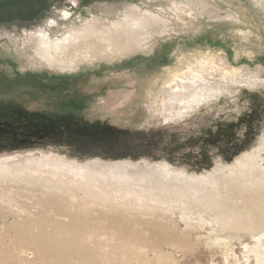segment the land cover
Listing matches in <instances>:
<instances>
[{
	"label": "rangeland",
	"instance_id": "rangeland-1",
	"mask_svg": "<svg viewBox=\"0 0 264 264\" xmlns=\"http://www.w3.org/2000/svg\"><path fill=\"white\" fill-rule=\"evenodd\" d=\"M1 98L0 264H264V0H0Z\"/></svg>",
	"mask_w": 264,
	"mask_h": 264
},
{
	"label": "bare ground",
	"instance_id": "bare-ground-1",
	"mask_svg": "<svg viewBox=\"0 0 264 264\" xmlns=\"http://www.w3.org/2000/svg\"><path fill=\"white\" fill-rule=\"evenodd\" d=\"M65 17H66V19H68L69 18V14L68 13H65ZM54 24L55 23H52V25H54ZM93 31L94 30H91L90 28H88L87 37L89 38L90 41H95V39H97L100 36V35H97L99 33H97L96 31H94V32ZM52 32H54V31H52V30H50V31H43V29H37L35 32L30 31V35L29 36H30V38L32 40V45L33 44H36V45H40L41 47L45 46L46 50H49L53 56H56V57L59 56V57L65 58V59L68 58V56L71 53V50L76 49L79 52L80 47H83V45H84V44H82V42L84 41V39L87 38V37H85V38L84 37L74 38L73 36H71V34H70L69 31H66L65 32V37H63L62 39H59V40H58V38L56 40H54L53 39L54 37L51 36V33ZM55 41H57V42H55ZM99 48H100V46H99ZM111 54H113L112 53V49H111L110 53L106 54V56H109L110 57ZM144 222L142 224H146L147 223V221H146V223H144ZM148 223H149V221H148ZM68 225L70 227L73 226V224H71V223H69ZM151 225L152 224H149V225H147V227L148 226H151ZM143 227H146V226H143ZM91 228H93V227H91ZM86 239H87V237H86ZM93 239H95V238L94 237H91V238L87 239L86 242H92ZM106 239H107V237L99 238V240H101V241L102 240L105 241ZM43 241H44V239H43ZM107 241H109V240L107 239ZM44 242L47 243L46 241H44ZM52 242L53 243H57L58 241L56 242V241L53 240ZM47 246H49V245H47ZM42 255H44V254H42ZM0 263H1V261H0Z\"/></svg>",
	"mask_w": 264,
	"mask_h": 264
},
{
	"label": "trees",
	"instance_id": "trees-1",
	"mask_svg": "<svg viewBox=\"0 0 264 264\" xmlns=\"http://www.w3.org/2000/svg\"><path fill=\"white\" fill-rule=\"evenodd\" d=\"M37 98L42 99V100L39 101ZM52 98H57V97H52ZM12 101L13 100L10 98H4V99L1 98L0 100V130H3L4 128L2 127H5V125L12 127L11 125H16L19 121L22 120L18 117V113L16 112V111H19L18 109H23L22 106L18 105L17 102L13 103ZM34 101L44 103L45 106L43 108L46 109V111H42V109L38 108V110L34 111V113H36L35 114L36 117L38 115L41 117V119H43L44 121L47 120L48 122H52V120L59 121V120L66 119V117L62 116V112H66V110L70 107L69 105L70 102L64 103L62 100L55 99V100L49 101L50 102L49 104L45 102V98H43V96H38V97L36 96L34 98ZM63 107L65 108L63 109ZM60 109H63V110L61 111ZM26 112H24V114H26L25 116L26 118H28L29 115L33 114V112L28 111V110ZM43 115H46V116H43ZM73 118H76V117H73ZM43 128H46V126L34 127L33 129H31V131H28L27 134H34L35 132H39ZM21 133H24V132H21Z\"/></svg>",
	"mask_w": 264,
	"mask_h": 264
},
{
	"label": "flooded vegetation",
	"instance_id": "flooded-vegetation-1",
	"mask_svg": "<svg viewBox=\"0 0 264 264\" xmlns=\"http://www.w3.org/2000/svg\"><path fill=\"white\" fill-rule=\"evenodd\" d=\"M51 89V88H50ZM45 92H48V93H50L49 92V90H47V91H45ZM56 93V92H55ZM67 94H69V93H67ZM63 95H64V93H63ZM65 97H66V95H64ZM66 100L67 99H69V101H70V103H69V105H70V108L69 109H67L66 110V112H62V116L63 117H66V119L67 118H73V117H75V116H77V115H79L80 113V106L82 105V103H81V101H80V99L79 98H77L76 99V97H74V95H68V97L67 98H65ZM67 105V104H66ZM17 113H18V117L20 118V119H26V114H24V112H22V111H16ZM36 114V113H35ZM21 120V121H22ZM21 121H19L17 124H21ZM4 130V129H3ZM0 131H2V130H0ZM21 134V133H20Z\"/></svg>",
	"mask_w": 264,
	"mask_h": 264
}]
</instances>
